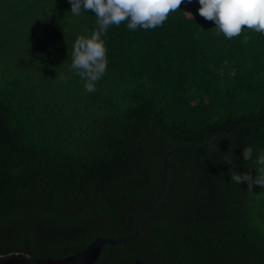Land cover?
I'll use <instances>...</instances> for the list:
<instances>
[{"label":"trees","instance_id":"trees-1","mask_svg":"<svg viewBox=\"0 0 264 264\" xmlns=\"http://www.w3.org/2000/svg\"><path fill=\"white\" fill-rule=\"evenodd\" d=\"M199 6L184 0L154 29L109 26L88 93L70 65L94 13L0 0V257L62 258L132 234L167 172L137 236L93 264H264V187L229 171L264 174V34L228 39Z\"/></svg>","mask_w":264,"mask_h":264},{"label":"clouds","instance_id":"clouds-1","mask_svg":"<svg viewBox=\"0 0 264 264\" xmlns=\"http://www.w3.org/2000/svg\"><path fill=\"white\" fill-rule=\"evenodd\" d=\"M69 3L73 15H81L83 9L93 12L97 18V30L90 36L80 35L75 39L70 65L73 74L84 81L86 92L92 93L107 70L106 49L101 37L109 26L118 27L127 21L129 30L160 27L170 13L180 9L184 0H69ZM198 3V14L214 22L228 39L239 36L245 27L264 34V0H198ZM59 80L65 82L66 77L61 74ZM242 155L245 161L251 160L253 149L245 147ZM224 163L231 166L233 159L225 157ZM256 163L264 165V155H260ZM229 171L237 185L246 182L249 190L254 184L264 187V174L253 177L249 172H237L233 168ZM261 172L264 173V169Z\"/></svg>","mask_w":264,"mask_h":264},{"label":"water","instance_id":"water-1","mask_svg":"<svg viewBox=\"0 0 264 264\" xmlns=\"http://www.w3.org/2000/svg\"><path fill=\"white\" fill-rule=\"evenodd\" d=\"M166 181L164 184V192L158 198L156 204L150 210H147L141 214H139L133 224L132 234L126 236L119 237H96L91 243H89L83 250L79 251L75 255H68L62 258H54V257H32L28 258L27 255H23L21 253H12L6 257H0V264H93L98 256L100 255L102 246L106 243L116 244L122 243L126 241H130L137 236L138 233V225L139 220L148 214H151L155 211L160 201L165 196L168 183L170 181V175L165 172Z\"/></svg>","mask_w":264,"mask_h":264}]
</instances>
